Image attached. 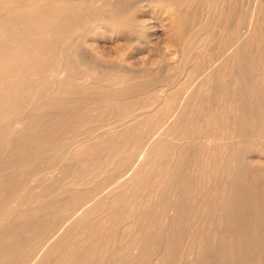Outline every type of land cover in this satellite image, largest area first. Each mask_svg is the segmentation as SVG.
I'll return each mask as SVG.
<instances>
[{"label":"rangeland","instance_id":"1","mask_svg":"<svg viewBox=\"0 0 264 264\" xmlns=\"http://www.w3.org/2000/svg\"><path fill=\"white\" fill-rule=\"evenodd\" d=\"M0 31V264H264V0H0Z\"/></svg>","mask_w":264,"mask_h":264},{"label":"bare ground","instance_id":"2","mask_svg":"<svg viewBox=\"0 0 264 264\" xmlns=\"http://www.w3.org/2000/svg\"><path fill=\"white\" fill-rule=\"evenodd\" d=\"M110 3H111V2H110ZM71 6H72V5H71ZM78 6H79V5H78ZM1 7H2V6H1ZM104 7H105V6H104ZM2 8H4V7H2ZM105 8H106V7H105ZM35 9H36V8H35ZM67 9H68V8H67ZM52 10H53V9H52ZM55 10H56V9H55ZM38 11H39V10H38ZM68 11H69V10H68ZM30 12H32V11L30 10ZM27 13H28V10H27ZM27 13H26L25 16H27ZM45 13H46V12H45ZM49 13H50V12H49ZM1 14H2V13H1ZM9 14H10V13H9ZM19 14H20V13H19ZM19 14H18V15H19ZM23 14H24V13H23ZM30 14H32V13H30ZM42 15H43V12H42ZM46 15H47V14H46ZM46 15H44V16H46ZM112 15H113V14H112ZM6 16H7V15H6ZM22 16H23V15H22ZM28 16L30 17V15H28ZM93 16H94V15H93ZM113 16H114V15H113ZM2 17H3V16H2ZM23 17H24V16H23ZM72 17H73V16H72ZM14 18H15V17H14ZM24 18H26V17H24ZM47 18H48V17H47ZM50 18H51V17H50ZM15 19H16V18H15ZM30 19H31V18H30ZM33 19H34V17H33ZM35 19H36V18H35ZM52 19H53V18H52ZM54 19H55V18H54ZM67 19H68V18H67ZM85 19H86V18H85ZM16 20H18V19H16ZM25 20H27V18H26ZM31 20H32V19H31ZM22 21H23V20H22ZM35 21H36V20H35ZM35 21H34V22H35ZM39 21H40V20H39ZM52 21H53V20H52ZM55 21H57V20H55ZM65 21H66V19H65ZM27 22H28V21H27ZM29 22H30V21H29ZM41 22H42V21H41ZM44 22H45V21H44ZM62 22H63V21H62ZM18 23H19V22H18ZM20 23H21V21H20ZM23 23H24V21H23ZM23 23H22V26H23ZM46 23H47V22H46ZM55 23H56V22H55ZM15 24H16V22H15ZM30 24H31V23H30ZM32 24H33V23H32ZM32 24H31V25H32ZM69 24H70V23H69ZM9 25H10V24H9ZM31 25H30V26H31ZM42 25H43V23H42ZM49 25H50V24H49ZM54 25H55V24H53V26H54ZM56 25H57V24H56ZM15 26H16V25H15ZM25 26H26V25H25ZM28 26H29V23H28L27 27H28ZM76 26H77V25H76ZM50 27H51V26H50ZM50 27H49V28H50ZM69 27H70V26H69ZM69 27H68V28H69ZM25 28H26V27H25ZM70 28H71V27H70ZM70 28H69V29H70ZM72 28H73V27H72ZM32 29H33V28H32ZM65 29H66V28H65ZM18 30H19V29H18ZM22 30H23V29H22ZM38 30H39V29H38ZM41 30H43V29H41ZM50 30H51V29H50ZM71 30H72V29H71ZM3 31H4V30H3ZM13 31H15V30H13ZM32 31H33V30H32ZM43 31H46V30H43ZM0 32H1V31H0ZM9 32H10V31H9ZM11 32H12V31H11ZM27 32H28V30H27ZM46 32H47V31H46ZM50 32H51V31H50ZM52 32H54V31H52ZM61 32H63V31H61ZM19 33H20V32H19ZM40 33H41V32H40ZM44 33H45V32H44ZM44 33H43V34H44ZM47 33H48V35H49V32H47ZM55 33H56V32H55ZM64 33L66 34V32H64ZM6 34H7V33H6ZM13 34H15V33H13ZM16 34H17V33H16ZM20 34H22V32H21ZM24 34H25V32H24ZM24 34H23V35H24ZM35 34H37V33H35ZM51 34H53V33H50V35H51ZM61 34H62V33H61ZM68 34H69V33H68ZM3 35H4V34H3ZM7 35H8V34H7ZM18 35H19V34H18ZM48 35H47V37H48ZM10 36H11V34H10ZM14 36H15V35H14ZM16 36H17V35H16ZM20 36H21V35H20ZM27 36H28V35H27ZM37 36H38V35H37ZM54 36H55V35H54ZM5 37H6V35H5ZM29 37H30V36H29ZM29 37H28V39H29ZM31 37H33V36H31ZM31 37H30V38H31ZM41 37H42V36H41ZM43 37H44V36H43ZM12 38L14 39V37H12ZM12 38H11V40H12ZM26 38H27V37H26ZM64 38H66V37H64ZM33 39H34V38H33ZM41 39H42V38H41ZM49 39H52V38H49ZM69 39H70V38H69ZM0 40H1V39H0ZM5 40H6V39H5ZM47 40H48V39H47ZM64 40H65V39H64ZM70 40H71V39H70ZM134 40H135V39H134ZM134 40H133V41H134ZM9 41H10V40H9ZM14 41H16V40L14 39ZM32 41H33V40H32ZM36 41H37V40H36ZM36 41H35V42H36ZM3 42H4V41H2L1 44H2ZM18 42H21V41H18ZM43 42H44V41H43ZM43 42H42V43H43ZM46 42H47V41H46ZM8 43H9V42H8ZM12 43H13V40H12ZM21 43H22V42H21ZM28 43H30V42H28ZM38 43H39V42H38ZM52 43H53V42H52ZM5 44H6V43H5ZM5 44H4V45H5ZM19 44H20V43H19ZM33 44H34V42H33ZM35 44H36V43H35ZM53 44H54V43H53ZM56 44H57V43H56ZM13 45H14V44H13ZM15 45H16V43H15ZM49 45H50V43H49ZM49 45H48V46H49ZM9 46H11V45H9ZM24 46H25V45H24ZM2 47H3V45H2ZM6 47H7V46H6ZM15 47H16V46H15ZM21 47H22V46H21ZM49 47H50V46H49ZM8 48H9V47H8ZM8 48H7V49H8ZM12 48H13V46H12ZM58 48H59V46H58ZM62 48H63V47H62ZM1 49H3V48H1ZM17 49L19 50V48H16V50H17ZM10 50H13V49H10ZM20 50H21V49H20ZM45 50H46V49H45ZM55 50L57 51L58 49H55ZM13 51H14V50H13ZM21 51H22V50H21ZM30 51H31V50H30ZM37 51H38V50H37ZM46 51H47V50H46ZM6 52H7V51H6ZM16 52H17V51H16ZM41 52H42V50H41ZM51 52H52V51H51ZM51 52L49 51L50 54H51ZM8 53H10V52H8ZM53 53H54V52H53ZM58 53H59V52H58ZM54 54H55V53H54ZM54 54H53V55H54ZM5 55H6V54H5ZM31 55H32V54H31ZM31 55H30V56H31ZM37 55H38V54H37ZM19 56H20V53H19ZM21 56H22V55H21ZM25 56H26V55H25ZM34 56H35V55H34ZM34 56H33V57H34ZM56 56H57V55H56ZM58 57H59V56H58ZM22 58H23V57H22ZM24 58H25V57H24ZM27 58H28V57H27ZM27 58H26V59H27ZM34 58H35V57H34ZM41 58L43 59V56H42V55H41L40 59H41ZM0 59H2V58H0ZM3 59H4V58H3ZM51 59H52V58H51ZM5 60H6V59H5ZM11 60H13V59H11ZM38 60H39V59H38ZM38 60H37V61H38ZM45 60H46V59L44 58V61H45ZM6 61H7V60H6ZM16 61H19V60H16ZM25 61H26V60H25ZM58 61H59V60H58ZM62 61H63V60H62ZM238 61H239V60H238ZM2 62H3V61H2ZM8 62H10V60H9ZM48 62H49V61H48ZM0 63H1V62H0ZM29 64H30V63H29ZM41 64H42V63H41ZM49 64H50V63H49ZM68 64H69V63H68ZM6 65H7V64H6ZM21 65H23V64H21ZM24 65H25V64H24ZM51 65H52V64H51ZM58 65H59V64H58ZM61 65H62V64H61ZM65 65H66V63H65ZM7 66H8V65H7ZM47 66H48V65L46 64V67H47ZM56 66H57V65H56ZM240 66H241V65H240ZM2 67H3V66H2ZM10 67H11V64H10ZM10 67L8 66V70H10V69H9ZM12 67H13V66H12ZM12 67H11V68H12ZM32 67H33V66H32ZM40 67H41V65H40ZM40 67H39V68H40ZM50 67H51V66H50ZM50 67H49V68H50ZM54 67H55V66H54ZM60 67H61V66H60ZM5 68H6V66H5ZM16 68H17V66H16ZM22 68H23V66H22ZM33 68H34V67H33ZM43 68H44V67H43ZM43 68H42V70H43ZM11 70H13V68H12ZM11 70H10V71H11ZM37 70H38V69H37ZM52 70H55V69H52ZM3 71H4V70H3ZM10 71H9V73H10ZM21 71H22V70H21ZM31 71H32V70H31ZM45 71H46V70H45ZM0 72H1V71H0ZM13 72H14V71H13ZM64 72H66V71H64ZM91 72H92V71H91ZM11 73H12V72H11ZM16 73H17V72H16ZM43 73H44V72H43ZM43 73H40V74L42 75ZM19 74H20V73H19ZM32 74H33V73H32ZM36 74H38V73H36ZM89 74H91V73H89ZM227 74H228V73H227ZM238 74H239V73H238ZM54 75H55V73H54ZM54 75H53V76H54ZM53 76H52V77H53ZM55 76H56V75H55ZM59 76H60V78L62 77V76H61V72H60ZM244 76H245V75H244ZM13 77H14V75H13ZM16 77H19V76H16ZM32 77H33V76H32ZM34 77H36V76H34ZM39 77H40V75H39ZM40 78H43V77H40ZM44 78H45V77H44ZM119 78H120V77H119ZM45 79H46V78H45ZM114 79H115V78H114ZM20 80H22V79H20ZM23 80H24V79H23ZM42 80H43V79H42ZM235 80H236V79H235ZM2 81H3V80H2ZM11 81H12V80H11ZM36 81H37V80H36ZM38 81H39V80H38ZM43 81H44V80H43ZM55 81H56V80H55ZM16 82H17V81H16ZM20 82H21V81H19L18 83H19V84H22V83H23V82H22V83H20ZM10 83H11V82H10ZM12 83H13V82H12ZM26 83H27V82H26ZM39 83H40V82H39ZM41 83H42V82H41ZM46 83H47V82H46ZM19 84H17V85H19ZM44 84H45V83H44ZM44 84H43V85H44ZM212 84H213V83H212ZM7 85H8V84H7ZM25 85H26V84H25ZM38 85H39V84H38ZM38 85H37V86H38ZM9 86H10V85H9ZM28 87H29V86H28ZM38 87H39V86H38ZM43 87H44V86H43ZM54 87H55V85H54ZM36 88H37V87H36ZM44 88H45V87H44ZM44 88H43V89H44ZM59 88H60V87H59ZM247 88H248V87H247ZM10 89H11V88H10ZM20 89H21V88H20ZM24 89H25V88H24ZM24 89H23V90H24ZM27 89H28V88H27ZM34 89H35V88H34ZM38 89H39V88H38ZM40 89H41V88H40ZM46 89H47V88H46ZM53 89H54V88H53ZM7 90H9V89H7ZM32 90H33V89H32ZM9 91H10V90H9ZM16 91H17V90H16ZM26 91H27V90H26ZM34 91H37V90L35 89ZM43 91H44V90H43ZM47 91H48V90H47ZM7 92H8V91H7ZM24 92H25V90H24ZM37 92H38V91H37ZM37 92H36V93H37ZM30 93H31V91H30ZM40 93H41V92H40ZM251 93H252V91H251ZM41 94H42V93H41ZM49 94H50V93H49ZM23 95H24V94H23ZM23 95H22V96H23ZM28 95H29V94H28ZM31 95H32V94H31ZM37 95H39V92H38ZM253 95H254V94H253ZM15 96H16V95H15ZM22 96H21V97H22ZM32 96H33V95H32ZM34 96H35V94H34ZM13 97H14V96H13ZM36 97H37V96H36ZM8 98H9V97H8ZM8 98H7V99H8ZM26 98H27V97H26ZM29 98H30V96H29ZM32 98L34 99L35 97H32ZM2 99H3V97H2ZM11 99H12V97H11ZM11 99H10V100H11ZM20 99H21V98H20ZM10 100H9V101H10ZM50 100H51V99H50ZM260 100H261V99H260ZM9 101H8V102H9ZM20 101H21V100H20ZM30 101H31V100H30ZM161 101H162V100H161ZM8 102H6V104H8ZM17 102H18V101H17ZM23 102H24V101H23ZM15 104H16V103H15ZM160 104H161V103H160ZM32 105H33V104H32ZM10 106H11V105H10ZM10 106H9V107H10ZM24 107H25V106H24ZM29 107H30V106H29ZM2 108H3V107H2ZM26 108L28 109V107H26ZM10 109H11V108H10ZM27 109H25V110H27ZM39 110H40V109H39ZM238 112H239V111H238ZM238 112H237V113H238ZM189 113H190V112H189ZM233 113H234V112H233ZM233 113H232V114H233ZM234 114H235V113H234ZM2 115H4V114H2ZM235 115H237V114H235ZM235 115H234V116H235ZM17 118H18V117H17ZM249 119H251V118H249ZM252 119H253V118H252ZM246 120H247V119H246ZM1 121H2V120H1ZM128 121H129V119H128ZM230 121H231V119H230ZM252 121H253V120H252ZM2 122H3V121H2ZM129 122H130V121H129ZM255 122H256V121H255ZM126 123H127V122H126ZM259 123H260V122H259ZM127 124H128V123H127ZM130 124H131V122H130ZM260 124H261V123H260ZM226 125H227V124H226ZM234 125H235V124H234ZM14 126H15V125H14ZM131 127H132V126H131ZM235 127H236V126H235ZM110 128H111V127H110ZM116 128H117V127H116ZM126 128H128V127H126ZM111 129H112V128H111ZM228 129H229V128H228ZM235 129H236V128H235ZM247 129H248V127H247ZM14 130H15V129H14ZM14 130H13V131H14ZM105 130H106V129H105ZM230 130H231V129H230ZM237 130H238V129H237ZM249 131L252 132V129H249ZM232 132H233V131H232ZM259 136H260V135H259ZM254 138H256V137H253L252 140H255ZM256 139H257V138H256ZM252 140L250 141V143L252 142ZM256 141H257V140H256ZM31 142H32V141H31ZM165 142H167V141H165ZM120 143H122V142H120ZM237 143H238V142H237ZM82 144H83V143H82ZM82 144H81V145H82ZM125 144H126V142H125ZM251 144H252V143H251ZM119 145H120V144H119ZM184 145H185V144H184ZM26 146H27V145H26ZM78 146H79V145H78ZM96 146H97V145H96ZM45 147H46V146H45ZM166 147H167V146H166ZM75 148H76V147H75ZM244 148H245V147H244ZM111 150H112V149H111ZM116 150H117V149H116ZM154 150H155V149H154ZM232 150H233V149H232ZM220 152H221V151H220ZM247 153H248V152H247ZM34 154H35V153H34ZM220 154H221V153H220ZM159 155H161V154H159ZM162 155H163V154H162ZM31 156H32V155H31ZM77 156H78V154H77ZM85 156H86V155H85ZM233 156H234V155H233ZM165 157H166V156H165ZM178 157H179V155H178ZM218 157H219V156H218ZM224 157H225V156H224ZM30 158H31V157H30ZM156 158H157V157H156ZM159 158H160V157H159ZM219 159H220V158H219ZM246 159H247V158H246ZM154 160H155V159H154ZM256 161H257V160H256ZM160 162H161V161H160ZM245 162H246V161H245ZM149 163H150V162H149ZM202 163H203V161H202ZM156 164H157V163H156ZM156 164H155V165H156ZM164 164H165V163H164ZM233 164H235V163H233ZM243 164H244V163H243ZM83 165H85V164H83ZM167 165H168V164H167ZM244 166H245V164H244ZM148 167H149V166H148ZM234 167H235V166H234ZM214 169H215V168H214ZM233 169H234V168H233ZM238 169H239V168H238ZM223 170H224V169H223ZM258 170H259V169H258ZM172 171H173V170H172ZM213 171H214V170H213ZM238 171H240V170H238ZM256 171H257V170H256ZM84 172H85V170H84ZM149 172H151V171H149ZM208 174H209V173H208ZM217 174H218V173H217ZM257 174H258V173H257ZM168 175H169V174H168ZM167 177H168V176H167ZM77 178H78V177H77ZM171 179H172V177H171ZM153 180H155V179H153ZM65 182H66V181H65ZM160 182H161V181H160ZM169 184H170V183H169ZM228 184H229V183H228ZM160 187H161V185H160ZM204 187H205V186H204ZM223 187H224V186H223ZM248 188H249V187H248ZM129 189H130V188H129ZM135 189H136V188H135ZM139 190H140V189H139ZM224 190H225V189H224ZM127 191H128V190H126L125 192H127ZM125 192H123V193H125ZM239 192H240V191H239ZM246 192H247V191H246ZM112 193H113V192H112ZM222 193H223V192H222ZM99 194H100V193H99ZM110 194H111V193H110ZM143 194H144V193H143ZM101 195H102V194H101ZM117 195H118V194H117ZM119 195H120V193H119ZM168 195H169V194H168ZM227 195H228V194H227ZM191 196H192V195H191ZM214 196L217 197L216 195H214ZM223 196H224V194H223ZM123 197H124V196H123ZM133 197H134V196H133ZM141 197H142V196H141ZM142 198H143V197H142ZM147 198H148V197H147ZM195 198H196V197H195ZM215 199H216V198H215ZM243 199H244V198H243ZM248 199H249V198H248ZM64 200H65V199H64ZM96 200H97V199H96ZM100 200H101V199H100ZM118 200H119V199H118ZM204 200H205V198H204ZM227 200H228V199H227ZM105 201H107V198H106ZM176 201H177V200H176ZM103 202H104V201H103ZM122 202H123V201H122ZM136 202H138V201H136ZM150 202H151V201H150ZM150 202H149V203H150ZM99 203H100V202H99ZM226 203H227V202H226ZM229 203H230V202H229ZM232 203H233V202H232ZM83 204H84V203H83ZM105 204H106V203H104V205H105ZM112 204H113V203H112ZM115 204H116V203H115ZM208 204H209V201H208ZM248 204H249V203H248ZM81 205H82V204H81ZM85 205L87 206V204H85ZM141 205H142V204H141ZM252 205H253V204H252ZM86 206H85V208H86ZM207 206H208V205H207ZM230 206H231V205H230ZM96 207H97V206H96ZM225 207H226V206H225ZM248 207H249V206H248ZM83 208H84V207H83ZM252 208H253V207H252ZM164 209H165V208H164ZM130 210H131V209H130ZM196 210H197V209H196ZM8 211H9V209H8ZM12 211H13V210H12ZM218 211H219V210H218ZM253 211H254V210H253ZM14 212H15V210L13 211V213H14ZM51 212H52V211H51ZM191 212H192V211H191ZM214 212H216V211H214ZM230 212H231V211H230ZM242 212H243V211H242ZM247 212H248V211H247ZM251 212H252V211H251ZM9 213H10V212H9ZM100 213H102V212H100ZM120 213H121V212H120ZM120 213H119V215H120ZM129 213H130V212H129ZM234 213H236V212H234ZM237 213H238V212H237ZM254 213H255V212H254ZM11 214H12V213H11ZM45 214H46V213H45ZM105 214H106V213H105ZM114 214H115V213H114ZM126 214H127V213H126ZM103 215H104V214H103ZM127 215H129V214H127ZM195 215H196V214H195ZM149 216H150V215H149ZM239 216H240V214H239ZM116 217H117V216H116ZM232 217H233V216H232ZM246 217H247V216H246ZM259 217H260V216H259ZM241 219H242V216H241ZM256 219H257V218H256ZM136 220H137V219H136ZM136 220H135V221H136ZM157 220H158V219H157ZM80 221H82L81 218H80ZM166 221H167V220H166ZM252 221H253V220H252ZM84 222H85V221H84ZM222 222H223V221H222ZM109 223H110V222H109ZM136 223H137V222H136ZM144 223H145V222H144ZM232 223H234V222H232ZM232 223H230V224H232ZM102 224H103V223H102ZM102 224H101V225H102ZM220 224H221V223H220ZM226 224H228V223H226ZM76 225H77V224H76ZM98 225H99V224H98ZM119 225H120V224H119ZM258 225H259V224H258ZM135 226H136V225H135ZM135 226H134V227H135ZM242 226H243V225H242ZM96 227H98V226H96ZM130 228H131V227H130ZM83 229H84V228H83ZM83 229H82V230H83ZM42 230H43V229H42ZM196 230H197V229H196ZM237 230H238V228H237ZM61 231H62V230H61ZM61 231H60V232H61ZM133 231H134V230H133ZM228 231H229V230H228ZM179 232H180V231H179ZM183 232H184V231H183ZM190 232H191V231H190ZM213 232H214V231H213ZM239 232H240V231H239ZM242 232H243V231H242ZM248 232H249V231H248ZM66 233H67V232H66ZM66 233H65V234H66ZM83 233H84V232H83ZM83 233H82V234H83ZM139 233H140V234H139V237H141V232H139ZM214 233H215V232H214ZM244 233H245V232H244ZM114 234H115V232H114ZM242 234H243V233H242ZM259 234H260V233H259ZM36 235H37V234H36ZM211 235H212V234H211ZM156 236H157V235H156ZM156 236H155V237H156ZM231 236H232V234H231ZM261 236H262V235H261ZM102 237H103V236H102ZM203 237H204V236H203ZM205 237H206V236H205ZM215 237H216V236H215ZM254 237H255V236H254ZM103 238H104V237H103ZM166 238H167V237H166ZM242 238H243V237H242ZM247 238H248V237H247ZM68 239H69V238H68ZM106 239H107V238H106ZM203 239H204V238H203ZM206 239H207V237H206ZM225 239H226V238H225ZM174 240H175V239H174ZM242 240H243V239H242ZM242 240H241V241H242ZM43 241H44V240H43ZM84 241H85V240H84ZM106 241H108V240H106ZM51 242H52V241H51ZM95 242L97 243L98 241H95ZM95 242H94V243H95ZM110 242H111V240H110ZM218 242H219V240H218ZM258 242H259V241H258ZM81 243H83V242H81ZM81 243H80V245H81ZM115 243H116V241H114V244H115ZM150 243H151V242H150ZM63 244H64V243H63ZM204 244H205V243H204ZM247 244H248V243H247ZM46 245H47V244H46ZM46 245H45V246H46ZM96 245H97V244H96ZM62 246H63V245H62ZM83 246H85V244H84ZM128 246H130V244H129ZM229 247H230V246H229ZM113 248H114V247H113ZM69 249H70V248H69ZM104 249H105V248H104ZM81 250H82V249H81ZM81 250H80V251H81ZM111 250H112V249H111ZM65 251H66V250H65ZM102 251H103V250H102ZM105 251H106V250H105ZM221 251H222V250H221ZM66 252H67V251H66ZM66 252H65V254H66ZM107 253H108V252H107ZM39 254H40V253H39ZM67 254H68V253H67ZM104 256H105V255H104ZM74 257H75V255H74ZM209 257H210V256H209ZM239 257H240V256H239ZM44 258H45V257H44ZM57 258H58V257H57ZM0 259H1V258H0ZM58 259H59V258H58ZM160 259H161V258H160ZM126 260H127V259H126ZM225 260H226V259H225ZM33 261H34V260H33ZM76 261H77V260H76ZM100 261H101V260H100ZM128 261H129V260H128ZM157 261H158V260H157ZM210 261H212V260H210ZM100 263H101V262H100ZM123 263H124V261H123ZM157 263H158V262H157ZM157 263H155V264H157ZM214 263H215V262H214ZM80 264H81V262H80ZM84 264H85V263H84Z\"/></svg>","mask_w":264,"mask_h":264}]
</instances>
